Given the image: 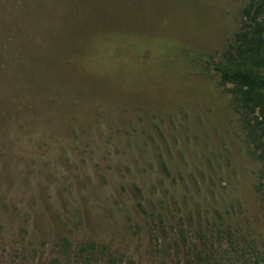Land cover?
I'll return each instance as SVG.
<instances>
[{"label": "rangeland", "instance_id": "obj_1", "mask_svg": "<svg viewBox=\"0 0 264 264\" xmlns=\"http://www.w3.org/2000/svg\"><path fill=\"white\" fill-rule=\"evenodd\" d=\"M245 2L0 0V264H186L195 245H264L231 85L159 61L179 42L219 57Z\"/></svg>", "mask_w": 264, "mask_h": 264}, {"label": "trees", "instance_id": "obj_2", "mask_svg": "<svg viewBox=\"0 0 264 264\" xmlns=\"http://www.w3.org/2000/svg\"><path fill=\"white\" fill-rule=\"evenodd\" d=\"M239 20L237 31L219 57L179 42L176 52L159 61L178 66L173 57H179L182 59L180 71L187 73L195 66L214 70L224 84L231 85L232 101L240 114L249 153L259 165L255 190L264 206V0H246ZM149 55V51L141 53L139 62L149 65ZM110 59L117 61L118 57L110 54ZM81 251L91 260L96 255V243L83 242ZM109 264H117L116 259L111 257ZM186 264H264V245L254 238L242 243L239 240L234 243V249L225 250L220 258L211 248L195 245Z\"/></svg>", "mask_w": 264, "mask_h": 264}]
</instances>
